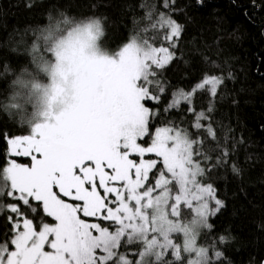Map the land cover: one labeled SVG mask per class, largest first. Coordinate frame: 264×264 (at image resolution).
<instances>
[{
    "label": "snow or ice",
    "instance_id": "obj_1",
    "mask_svg": "<svg viewBox=\"0 0 264 264\" xmlns=\"http://www.w3.org/2000/svg\"><path fill=\"white\" fill-rule=\"evenodd\" d=\"M170 3L175 0H164V7ZM147 19L153 20L151 12ZM49 20L42 48L33 50L34 69L15 81L23 92L4 106L32 108L30 133L8 140L12 155L32 163L13 160L0 169V197L17 201L0 205L11 213L8 232L0 235V264H213L222 258L198 244L201 232L213 228L209 217L224 207L214 186L200 179L206 168L194 158L211 156L201 151L203 141L171 123L152 131L150 118L159 110L145 104L160 103L165 88L156 70L173 60L169 49L183 25L161 13L143 32L165 29L168 47L136 34L106 54L96 43L100 19ZM224 79L206 74L198 85L213 98L208 113ZM195 91L174 94L164 111L182 99L195 112L193 127L217 141L211 117L192 107ZM228 155L223 147L212 166L227 163ZM232 171H239L235 164ZM38 209L54 223H34L27 213ZM129 245L136 249L122 251Z\"/></svg>",
    "mask_w": 264,
    "mask_h": 264
},
{
    "label": "trees",
    "instance_id": "obj_2",
    "mask_svg": "<svg viewBox=\"0 0 264 264\" xmlns=\"http://www.w3.org/2000/svg\"><path fill=\"white\" fill-rule=\"evenodd\" d=\"M148 12L152 21L147 19ZM161 13L183 25V32L176 47L169 49L175 54L173 60L156 70L165 88L160 103L145 102L153 111L159 110L154 121L150 118L151 130L168 123L185 129L192 139L203 141L201 151L211 156L208 161L196 159L206 168L202 182L211 183L224 202L209 217L213 228L205 230L200 240L210 251L223 253L213 264H264V0H175L169 8L164 7V0H0V169L9 159L32 163L29 156L12 155L8 143L9 138L29 134L25 110H5L4 106L20 89L16 79L35 67L33 50L43 46L40 33L51 23L49 16L76 21L100 18L106 29L101 43L114 51L136 34L154 37V46L168 47L165 29L143 32ZM229 72L232 79H228ZM206 74L225 77L211 113L207 109L213 98L198 88ZM193 89L192 107L211 117L220 147L203 129L193 127L195 112H189L182 99L164 111L174 94L179 98L181 91ZM223 147L229 150L227 163L212 166ZM233 164L238 173L232 171ZM10 203L17 201L6 194L0 197V205ZM9 214L6 208L0 210V235L8 232ZM27 215L37 225L41 219L54 223L40 209ZM220 236L227 238L224 243ZM134 249L136 245H129L123 251Z\"/></svg>",
    "mask_w": 264,
    "mask_h": 264
},
{
    "label": "rangeland",
    "instance_id": "obj_3",
    "mask_svg": "<svg viewBox=\"0 0 264 264\" xmlns=\"http://www.w3.org/2000/svg\"><path fill=\"white\" fill-rule=\"evenodd\" d=\"M101 43V42H100ZM101 46L103 47V45H102V43H101ZM104 48V47H103ZM116 50H118V49H116ZM116 50H114V51H116ZM110 52H112V50L110 51ZM19 88V87H18ZM17 92H23V90L22 89H19ZM24 110H25V113H24V115H25V119L27 120V118H28V116H29V114L31 113V111H32V108H31V106H29V105H25V108H24ZM29 131H30V126H29ZM30 133V132H29ZM26 135H28V134H26ZM145 158H147V157H145ZM195 159H196V157H194ZM14 159H9V161H8V163H7V165L5 166V167H7L8 165H9V163L11 162V161H13ZM16 163H18V164H22V165H25V166H31V163L30 164H28V163H19L18 161H16V160H14ZM203 167V166H202ZM201 179V178H200ZM217 197V196H216ZM219 199V198H218ZM215 205H214V201L213 202H211L210 203V207H214ZM86 220H89L90 222L92 221V220H94V218H85ZM205 233V230H203L202 232H201V234H200V236L198 237V244L199 245H201L202 246V244H201V242H200V240H201V237H202V235ZM208 249H209V255L211 256V255H213V253H214V251H210V248L209 247H207ZM47 250V249H46ZM124 249H122V251H123ZM185 255V259H188V258H190L189 256H188V254H184Z\"/></svg>",
    "mask_w": 264,
    "mask_h": 264
},
{
    "label": "clouds",
    "instance_id": "obj_4",
    "mask_svg": "<svg viewBox=\"0 0 264 264\" xmlns=\"http://www.w3.org/2000/svg\"><path fill=\"white\" fill-rule=\"evenodd\" d=\"M87 19H85V20H87ZM96 19H100V18H96ZM105 35H106V29L104 27L103 21L100 19V35L98 36L97 41H96L97 47L99 48V50L102 53L111 54V52L109 50L103 48L101 46V43H100L103 40V38H104Z\"/></svg>",
    "mask_w": 264,
    "mask_h": 264
}]
</instances>
